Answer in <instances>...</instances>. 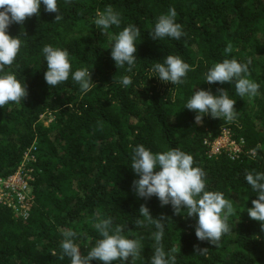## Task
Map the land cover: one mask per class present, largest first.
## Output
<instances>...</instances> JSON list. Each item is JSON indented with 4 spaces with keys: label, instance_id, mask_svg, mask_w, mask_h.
Here are the masks:
<instances>
[{
    "label": "trees",
    "instance_id": "obj_1",
    "mask_svg": "<svg viewBox=\"0 0 264 264\" xmlns=\"http://www.w3.org/2000/svg\"><path fill=\"white\" fill-rule=\"evenodd\" d=\"M58 5V22L56 13L46 12L41 4L39 16L8 29L23 43L5 72L24 81L28 95L19 105L9 102L0 108V177L15 172L33 145L40 173L27 220L14 218L0 205V264H70L68 257L58 258L62 233L76 231L74 242L86 254L101 238L92 225L97 215L111 217L114 226L125 225L129 238L142 237V259L136 264H151L156 229L147 223L136 226L135 221L143 219L141 204L153 218H167L162 244L166 253L177 250L176 264H264V231L247 213L258 197L245 180L247 171L264 173V0H58ZM109 5L120 13L121 24L102 30L94 20ZM169 8L176 10V22L185 35L179 41L153 40L149 33ZM129 24L141 33L131 72L127 65L117 68L110 55L114 37ZM229 43L232 52L226 54ZM45 45L67 49L72 70L87 67L96 86L83 93L71 75L67 82L49 86L44 79ZM167 55L179 56L191 66L186 83L173 85L156 77L153 65L163 63ZM232 58L250 61L249 78L260 84L259 95L238 96L235 81H204L215 63ZM124 75L132 79L127 87L117 82ZM221 88L236 100L237 119L228 122L205 115L196 124V113L184 108L187 100L198 89L218 95ZM44 116H51L50 124L42 121ZM222 129L243 142L236 160L223 153L206 155L203 142ZM139 144L153 153L180 148L191 154L194 166L207 173L206 190L220 191L232 200V231L222 236L219 246L197 239V218L183 209L174 214L171 205L161 206L156 196H136L132 182L139 177L130 167L132 149ZM196 247L206 250L196 252Z\"/></svg>",
    "mask_w": 264,
    "mask_h": 264
},
{
    "label": "clouds",
    "instance_id": "obj_2",
    "mask_svg": "<svg viewBox=\"0 0 264 264\" xmlns=\"http://www.w3.org/2000/svg\"><path fill=\"white\" fill-rule=\"evenodd\" d=\"M69 2L70 0H65V3ZM41 4L44 5L46 12L56 13L54 21L62 19L58 0H0V108L9 102L19 105L28 95L24 81L17 79L15 73L11 71L5 72L6 67L13 66L23 43L19 35L10 36L8 29L13 23L23 25L25 20L33 15L39 16ZM176 17L177 12L174 8H169L166 14H161L149 33L151 38L162 40L169 37L181 40L185 33L182 25L176 22ZM94 23L102 30H107L111 26L119 27L120 13L111 5L106 6L103 12L98 13ZM140 36L139 28L129 24L114 37L110 55L117 68H124L127 65L126 71L131 72L135 67L136 41ZM224 52L226 54L232 52L231 43L225 47ZM42 53L47 65L44 79L49 86L55 87L67 82L70 75L83 93L89 92L95 85L91 79V70L87 67L72 70L67 49L45 45ZM249 63L250 61L241 63L235 58L224 59L215 63L205 73L204 81L208 84H231L235 81L238 96L254 98L259 95L260 84L249 78ZM191 70L188 63L173 55H167L163 63L157 62L152 68L160 81L171 82L173 85L186 83L187 74ZM117 82L127 87L132 84V79L124 75ZM217 92L218 95H213L211 90L198 89L187 100L184 108L196 113L194 117L196 124H201L205 115L223 118L228 122L237 119L238 113L234 107L236 100L231 99L225 89H217ZM194 164L193 156L180 148L153 153L143 144L136 145L132 149L130 168L139 178L132 182V190L136 196L146 200L156 196L161 206L170 204L174 214H181L183 209L187 216L196 217L197 239L219 246L222 236L232 231L229 218L235 215V208L232 200L225 198L222 192L206 190L207 173L202 167ZM157 168L159 170L155 171ZM245 180L258 197L251 201L253 206L247 209L248 216L259 221L261 231H264V173L247 171ZM139 215L143 219H137L136 226H144L147 223L154 225L156 229L152 234L155 247L151 264H176L174 253L177 250L173 248L166 253L162 244L167 218L163 215L153 218L144 204L139 207ZM92 225L101 238L86 254H82L80 246L74 242L77 237L76 231L67 229L62 233L64 238L60 244L61 254L58 257L60 260L68 257L70 264H90L92 260L101 261L103 264L114 262L136 264V261L142 259L143 238L126 236L125 225L114 226L111 217L100 218L99 215L93 219ZM205 250L206 248L196 247V252Z\"/></svg>",
    "mask_w": 264,
    "mask_h": 264
},
{
    "label": "built area",
    "instance_id": "obj_3",
    "mask_svg": "<svg viewBox=\"0 0 264 264\" xmlns=\"http://www.w3.org/2000/svg\"><path fill=\"white\" fill-rule=\"evenodd\" d=\"M51 121V120H50ZM208 158L226 154L230 160H236L241 153L242 141L237 142L232 138L228 129H222L213 140H205ZM37 149L33 145L23 155L19 167L12 174L0 177V205L11 210L14 218L27 220L35 205L34 184L40 170L36 169Z\"/></svg>",
    "mask_w": 264,
    "mask_h": 264
},
{
    "label": "rangeland",
    "instance_id": "obj_4",
    "mask_svg": "<svg viewBox=\"0 0 264 264\" xmlns=\"http://www.w3.org/2000/svg\"><path fill=\"white\" fill-rule=\"evenodd\" d=\"M50 120L52 121L51 116H44V117H42V121H43L46 125H48V124L51 123Z\"/></svg>",
    "mask_w": 264,
    "mask_h": 264
}]
</instances>
